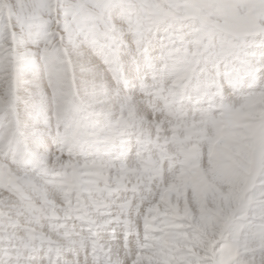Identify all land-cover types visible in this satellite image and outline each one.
Here are the masks:
<instances>
[{"label": "clouds", "instance_id": "clouds-1", "mask_svg": "<svg viewBox=\"0 0 264 264\" xmlns=\"http://www.w3.org/2000/svg\"><path fill=\"white\" fill-rule=\"evenodd\" d=\"M0 264H264V0H0Z\"/></svg>", "mask_w": 264, "mask_h": 264}]
</instances>
